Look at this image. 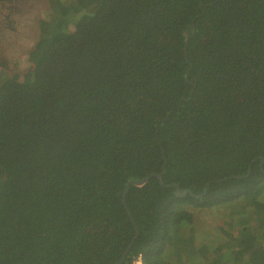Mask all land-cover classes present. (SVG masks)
I'll use <instances>...</instances> for the list:
<instances>
[{"label":"trees","instance_id":"obj_1","mask_svg":"<svg viewBox=\"0 0 264 264\" xmlns=\"http://www.w3.org/2000/svg\"><path fill=\"white\" fill-rule=\"evenodd\" d=\"M47 2L29 71L0 56V264H118L123 193L161 172L129 187L123 264H264V0ZM227 206L239 233L195 248Z\"/></svg>","mask_w":264,"mask_h":264},{"label":"rangeland","instance_id":"obj_2","mask_svg":"<svg viewBox=\"0 0 264 264\" xmlns=\"http://www.w3.org/2000/svg\"><path fill=\"white\" fill-rule=\"evenodd\" d=\"M50 12V5L47 0H28L17 5L9 2L2 3L0 56L3 58L1 61L7 62L8 66L10 65V72L13 74L22 75L29 71L31 64L27 59L28 53L38 41L39 22L48 17ZM232 211L233 208L230 206L218 207L213 211H194L193 237L196 243L195 248L198 249L205 244L211 251L218 250L219 247L224 246L230 240L231 235L236 236L239 233V228L236 225L234 226L236 221L230 218ZM254 211L257 212L256 216L258 218L263 217V209L248 210L251 213H254ZM256 216L254 214V218ZM249 223L251 225L255 224V222ZM249 223L243 226L248 228ZM182 249L185 260L188 258V253L193 250L189 246ZM177 254V251L173 252L174 259ZM197 259L201 258L197 257ZM136 264H141V260ZM201 264H204V261Z\"/></svg>","mask_w":264,"mask_h":264},{"label":"water","instance_id":"obj_3","mask_svg":"<svg viewBox=\"0 0 264 264\" xmlns=\"http://www.w3.org/2000/svg\"><path fill=\"white\" fill-rule=\"evenodd\" d=\"M187 35L190 36V33H188ZM261 159L264 160L263 157H261ZM248 174H250V170H249ZM152 177H156L159 180L160 183H163V179H164L163 172H161L159 174L154 173V174L148 176L147 178H145L142 181H139V182H129L128 185H127V187H126V189H125V191H124V193H123L122 202H123V204H124V206H125L128 214H129V216L131 217L132 223H133V225H134V227L136 229V237L133 240L132 244L128 247V249L123 253L120 261L118 262V264H123L124 263V261H125L127 255H128V253H129L130 249L132 248V245L134 244L135 240L139 237V234H140L139 228H138V226H137V224L135 222V219L133 218V215L130 212L129 207H128L127 202H126V197H127L128 192H129V187H130V185H135V186L141 187L144 184H146L148 182V180L150 178H152ZM237 178H241V177H237ZM187 193L192 194L191 191H189V190H183V191L180 192V186L177 185L176 191H175V194L176 195H178L180 197H184ZM204 194H206V192H204Z\"/></svg>","mask_w":264,"mask_h":264}]
</instances>
